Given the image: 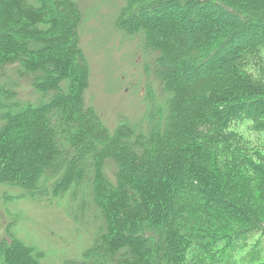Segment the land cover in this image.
Returning a JSON list of instances; mask_svg holds the SVG:
<instances>
[{
  "label": "trees",
  "instance_id": "1",
  "mask_svg": "<svg viewBox=\"0 0 264 264\" xmlns=\"http://www.w3.org/2000/svg\"><path fill=\"white\" fill-rule=\"evenodd\" d=\"M118 1L0 0V187L21 191L4 198L60 206L85 233L61 264L238 263L264 235V0ZM97 3L143 67V117L112 129L86 99ZM19 219L0 264H43Z\"/></svg>",
  "mask_w": 264,
  "mask_h": 264
},
{
  "label": "rangeland",
  "instance_id": "2",
  "mask_svg": "<svg viewBox=\"0 0 264 264\" xmlns=\"http://www.w3.org/2000/svg\"><path fill=\"white\" fill-rule=\"evenodd\" d=\"M109 13L110 10L106 12L103 4L100 6L99 3L95 11L90 8V12H86L81 44L90 67V85L86 99L112 129L121 116L139 121L146 106L143 67L139 64L141 56L135 42L124 40L119 34L107 29L103 17ZM106 31L109 40L102 45L99 43L100 32L106 35ZM241 41L244 40L236 37L233 40L235 46L240 45ZM248 126L243 123L235 128L254 139L255 135L250 134ZM3 192H10L6 195L15 196L21 191L0 187V236L4 235L10 216L16 214L20 219L14 224L15 233L25 244L42 251L45 256L43 264H61L64 259L80 257L88 238L64 214L62 207L54 205V208H50L29 199L12 201L13 199L4 198ZM256 248L260 256L257 261L264 262V235L254 233L245 241L239 242L237 250L232 252L234 260L238 262L234 264L249 262L250 256L254 258L255 255L251 252Z\"/></svg>",
  "mask_w": 264,
  "mask_h": 264
}]
</instances>
